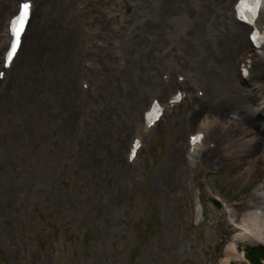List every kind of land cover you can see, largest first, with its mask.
Instances as JSON below:
<instances>
[{
  "label": "rangeland",
  "instance_id": "rangeland-1",
  "mask_svg": "<svg viewBox=\"0 0 264 264\" xmlns=\"http://www.w3.org/2000/svg\"><path fill=\"white\" fill-rule=\"evenodd\" d=\"M233 1L128 0L147 9L121 6L123 15L139 13L146 24L150 16L168 25L179 18L176 29L184 34L176 44L184 52L173 58L165 54L169 40L159 49L138 43L130 22L122 31L131 40L118 48L119 35L110 30L116 19H104L109 10L97 2L76 19L74 0H37L27 41L0 97V264L217 263L231 234L228 212L211 201L213 195L225 201L227 211L245 213L249 200L256 202L252 191L264 172L239 185L244 164L220 160L214 165L213 159L196 158L192 172L202 217L193 221L184 183L187 136L196 129L188 115L200 108L192 85L193 103L166 116L147 136L133 167L125 157L150 99H165L174 91L160 83L166 72L174 80L176 71L193 73V85L207 95L202 115L223 121L245 103L252 108L237 73L240 54L233 33L240 26L232 20ZM97 7L101 13L94 12ZM9 12L1 7V19ZM83 22L102 28L98 40L108 46L106 56L94 64L92 96L81 88ZM76 25L81 28L72 35ZM242 37L245 42V31ZM98 50L93 45L91 58ZM140 53L152 71L134 62ZM185 61L188 65H182ZM138 99L144 100L140 106ZM212 133L217 132L210 131L209 139ZM217 168L218 175L207 174ZM242 249L238 246L239 253Z\"/></svg>",
  "mask_w": 264,
  "mask_h": 264
},
{
  "label": "bare ground",
  "instance_id": "bare-ground-1",
  "mask_svg": "<svg viewBox=\"0 0 264 264\" xmlns=\"http://www.w3.org/2000/svg\"><path fill=\"white\" fill-rule=\"evenodd\" d=\"M88 0L80 1L81 3L87 2ZM108 1V9L109 12L113 9V6L111 5L113 0H107ZM167 1V0H163ZM65 0H63L64 4ZM119 2V1H118ZM102 4L105 5L106 1L102 0ZM126 9L137 8L144 9L146 6L142 4H129L127 1H125ZM148 6V5H147ZM68 7V6H67ZM149 7V6H148ZM147 9V7H146ZM155 9V8H154ZM171 10V8H170ZM120 9L117 8L114 12H119ZM124 14V13H123ZM122 13H118L117 16H120L118 20L115 21V27H114V33L119 35L120 43H118V48H122L121 43L125 44L126 42H129L131 40L130 37H126L122 29L126 32L128 31L127 22H130V26H133V31L130 30V34L136 37L138 43L143 42H149L151 43L155 48L160 47V44L165 41L169 40L171 45H169L171 48L168 49V51L165 52V54H170L172 51L178 50V45L176 42L181 40L180 36L178 35V32L175 31L173 28L172 23H177L179 18H173L170 20L169 25L168 23H165L164 20H158L157 18L150 16L148 19V28L146 27V22L144 20H141L143 18L142 15L139 16V13H131L130 15H123ZM186 15L185 13H183ZM227 18L229 17L228 13H225ZM182 15V14H181ZM131 17L132 19L130 20ZM140 17V18H138ZM112 19L113 16H110ZM186 19L184 20V23H186ZM189 22L191 20L189 19ZM168 26V28H167ZM76 32H74L72 35H77V33L80 30V25H76ZM142 29L141 32H137L138 29ZM151 29H154L155 32H152ZM240 27H238L237 32L234 31V35L238 39V47L236 49L237 55L240 57L236 62H238V65L245 60H251V61H263L264 60V51H261V55H250V52L247 51V43L244 42L242 33H244V30L242 29L240 31ZM96 33H101L102 28H96L93 30ZM93 31L88 30L87 34L92 33ZM177 34V35H176ZM68 38L71 36L70 32L67 33ZM6 33L5 31H0V49L4 47V44L6 42ZM74 43L76 44V39H73ZM241 42V43H239ZM126 45V44H125ZM129 49L133 50V53H135V47H129ZM178 53H171L173 58H176L180 53H183L182 47H179ZM134 62L138 63L139 66L146 72L147 70L152 71V69H149L145 63V60L143 58V54H138L137 58H133ZM159 63V61H158ZM182 65H188L187 61L182 63ZM74 73L73 77L75 78L76 73L74 70V67H72ZM181 76V75H179ZM164 85L167 87H174V83H168L165 82ZM190 98V97H189ZM144 100H139L137 105H141ZM170 107V106H168ZM176 108V107H175ZM174 108V109H175ZM171 109V108H169ZM258 113V114H257ZM168 114V113H167ZM262 115V116H259ZM240 119L232 118V119H226L224 122L218 121L212 118H209L208 116H203L201 112L192 113L190 116L189 122L193 123L196 130L209 132L214 127H219V131L222 134L223 138L230 139L231 145L233 148V154L230 153V145L228 143H222L220 145V149L223 152V154H228V156L234 155L233 162L241 165L244 164V167H246V174L241 177L240 184L245 182L247 179L251 177H258L260 176V171L264 172V149L262 148L264 146V109L262 111H259V108L256 109H250V104L245 103L244 107L240 110ZM152 130H147L145 127H137L136 130V136H141L142 139L146 138L148 134L152 133ZM230 137V138H229ZM224 145H228L229 151L224 152L222 150ZM259 146V147H258ZM230 153V154H229ZM220 152H217V154L214 156V158L219 157ZM195 157H193L191 162V167L193 165ZM212 160V156L209 158ZM194 187V186H193ZM253 194L255 199L259 202L258 206H251L248 208V210L245 213L242 214H235L233 210H229L230 213V221H231V233H232V243L235 242L236 247L235 249H232L230 245L228 246L226 252H225V259L222 261L227 260V264H229L231 261H241L243 259V255L237 253V245H242L244 247L246 246H252V245H259L255 242L250 243H244L239 238V233L243 232L244 227H248L250 230H256L258 226V221L261 218V216H258V210L260 213H264V177L260 182H257L255 187L253 188ZM234 225H240V228L237 230L234 229ZM237 231V236L233 237L235 232ZM222 261L220 264H222Z\"/></svg>",
  "mask_w": 264,
  "mask_h": 264
},
{
  "label": "clouds",
  "instance_id": "clouds-1",
  "mask_svg": "<svg viewBox=\"0 0 264 264\" xmlns=\"http://www.w3.org/2000/svg\"><path fill=\"white\" fill-rule=\"evenodd\" d=\"M258 216L264 217V213H260L258 210ZM234 229L240 228V225H234ZM237 236V231L233 235V237ZM239 238L244 243L255 242L259 245H264V218L259 219L258 226L256 230H250L248 227H244L243 232L239 233ZM232 249H235V242L230 245ZM222 264H227V260L222 261Z\"/></svg>",
  "mask_w": 264,
  "mask_h": 264
},
{
  "label": "snow or ice",
  "instance_id": "snow-or-ice-1",
  "mask_svg": "<svg viewBox=\"0 0 264 264\" xmlns=\"http://www.w3.org/2000/svg\"><path fill=\"white\" fill-rule=\"evenodd\" d=\"M252 3L255 4L256 0H252ZM29 5L25 3L23 5L22 12L20 13V17L18 21H15L12 25V32L14 34V43L11 45V51L9 56L7 57L8 60H12L13 56L17 53L18 46L21 42V37L24 32L25 28V21L27 20L29 16ZM196 139H200V137H197Z\"/></svg>",
  "mask_w": 264,
  "mask_h": 264
},
{
  "label": "trees",
  "instance_id": "trees-1",
  "mask_svg": "<svg viewBox=\"0 0 264 264\" xmlns=\"http://www.w3.org/2000/svg\"><path fill=\"white\" fill-rule=\"evenodd\" d=\"M248 257L253 264H260V259L264 258V250H252L249 251Z\"/></svg>",
  "mask_w": 264,
  "mask_h": 264
}]
</instances>
